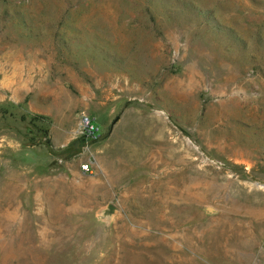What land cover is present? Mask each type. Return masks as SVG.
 I'll return each mask as SVG.
<instances>
[{
    "label": "rangeland",
    "instance_id": "obj_1",
    "mask_svg": "<svg viewBox=\"0 0 264 264\" xmlns=\"http://www.w3.org/2000/svg\"><path fill=\"white\" fill-rule=\"evenodd\" d=\"M0 264H264V0H0Z\"/></svg>",
    "mask_w": 264,
    "mask_h": 264
},
{
    "label": "built area",
    "instance_id": "obj_2",
    "mask_svg": "<svg viewBox=\"0 0 264 264\" xmlns=\"http://www.w3.org/2000/svg\"><path fill=\"white\" fill-rule=\"evenodd\" d=\"M77 134L83 141L86 147H89L95 141L101 138L102 130L99 123L87 113H82L79 117ZM82 171L86 174L94 173V165L91 160L85 161L82 166Z\"/></svg>",
    "mask_w": 264,
    "mask_h": 264
},
{
    "label": "trees",
    "instance_id": "obj_3",
    "mask_svg": "<svg viewBox=\"0 0 264 264\" xmlns=\"http://www.w3.org/2000/svg\"><path fill=\"white\" fill-rule=\"evenodd\" d=\"M81 143H83V141L81 140Z\"/></svg>",
    "mask_w": 264,
    "mask_h": 264
}]
</instances>
